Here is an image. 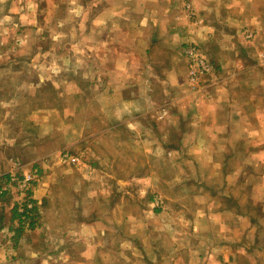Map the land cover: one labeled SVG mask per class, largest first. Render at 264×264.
<instances>
[{
  "label": "crops",
  "instance_id": "0c3cea01",
  "mask_svg": "<svg viewBox=\"0 0 264 264\" xmlns=\"http://www.w3.org/2000/svg\"><path fill=\"white\" fill-rule=\"evenodd\" d=\"M127 5L135 7L133 31L150 33L152 47L131 48L119 55L123 63L104 69L127 79L121 87L126 96L118 106L121 117L110 113L108 122H120L121 129L127 128L122 124L134 127L131 142L141 155V129L146 122L153 126L161 108L168 110L166 122L184 126L179 150L183 156L178 160L195 167L191 178L173 190L182 193L180 201L189 205L175 212L181 218L175 227L164 229L171 250L183 249L177 244L185 237L186 249L197 245L200 250L199 264H264V0H195L202 26L181 19L175 0H127ZM114 15H119L117 9L105 5L90 22L94 36L100 26L119 23ZM248 31L254 32V40L244 39ZM188 44L198 45L215 67L213 82L194 96L183 78L187 64L182 52ZM136 76L135 82L131 80ZM130 106L142 115L132 118ZM115 131L110 125L104 135ZM163 147L175 160L178 150ZM193 151L199 153L198 161L190 155ZM206 151L215 158L207 161L203 173ZM128 181L118 180L123 187L118 210L109 201L102 214L77 203L81 195H74L71 209L57 204L51 185L44 184L36 197L42 207L39 226L30 232L19 229L13 203L0 199V264H112L105 258L109 250L119 257L113 264H126L127 248L133 244L128 222L135 218L142 223L144 216L127 208L132 196L125 187ZM140 194L142 200L143 190ZM108 196L112 198L111 193ZM163 198L166 203L179 201ZM193 256L184 264H197ZM170 264L182 263L172 259Z\"/></svg>",
  "mask_w": 264,
  "mask_h": 264
},
{
  "label": "rangeland",
  "instance_id": "374dc122",
  "mask_svg": "<svg viewBox=\"0 0 264 264\" xmlns=\"http://www.w3.org/2000/svg\"><path fill=\"white\" fill-rule=\"evenodd\" d=\"M140 1L145 0H135ZM175 3L181 6V19L202 26L195 0ZM105 5L117 9L119 15L113 17L119 23L100 26L94 36L90 22ZM187 5L195 16L187 11ZM134 10L127 0H0V199L13 203L22 215L21 221L18 218L19 229L30 232L39 226L42 207L36 197L44 184L51 185L57 204H67L71 209L74 195H81L77 203L102 214L108 211L109 201L115 204L112 209L118 210L122 187L118 180L128 179L125 187L132 196H128L127 208L144 216L142 223L135 218L128 222L133 244L127 248L126 264H170L172 259L184 264L192 260L191 253L199 261L197 245L186 249L185 237L179 238L177 245L183 249L174 251L167 234H163L164 229L181 221L175 212L189 205L180 201L182 193L173 191L176 184L191 178L195 167L178 160L183 156L179 151L184 143L183 124L166 122L168 110L161 108L153 126L146 122L141 129L144 132L138 140L142 141V156L131 142L135 140L130 137L136 135L135 128L122 124L127 128L121 129L117 125L120 122H108L110 113L121 117L118 106L126 97L121 87L127 79L104 69L113 70L115 64L123 63L119 55L131 48L144 51L152 47L150 33L133 31ZM249 34L253 38L248 39ZM243 37L252 41L254 32H245ZM188 46H196L200 52L201 48L188 44L182 52L187 64L183 78L187 91L194 96L213 82L215 67L202 55L212 70L197 86L191 85L190 64L184 55ZM133 108H127L132 118L142 115L141 110ZM200 112H205L203 107ZM110 125L116 131L104 135ZM163 146L178 150L175 160ZM190 155L200 159L196 151ZM214 158L210 152L203 153V173L208 170L207 161ZM140 190L142 200L138 198ZM164 196L179 201L166 203ZM23 210L28 211L24 216ZM105 258L119 261L114 250H109Z\"/></svg>",
  "mask_w": 264,
  "mask_h": 264
},
{
  "label": "built area",
  "instance_id": "2783aa9c",
  "mask_svg": "<svg viewBox=\"0 0 264 264\" xmlns=\"http://www.w3.org/2000/svg\"><path fill=\"white\" fill-rule=\"evenodd\" d=\"M187 11H189L191 16H195L190 5L186 6ZM248 39L253 38V34H249ZM185 57L189 61V80L191 85L197 86L200 81L209 75L212 68L209 62L202 56L200 50L196 46H188L184 52ZM13 181V179H12ZM29 209V208H28ZM28 211L23 210L21 214L26 215Z\"/></svg>",
  "mask_w": 264,
  "mask_h": 264
},
{
  "label": "trees",
  "instance_id": "16d2710c",
  "mask_svg": "<svg viewBox=\"0 0 264 264\" xmlns=\"http://www.w3.org/2000/svg\"><path fill=\"white\" fill-rule=\"evenodd\" d=\"M34 211H36V208L34 209ZM15 215H16V217H17V218H19V219H20V218H21V216H22V215H18V213H17V211H16V210H15ZM20 221H21V219H20Z\"/></svg>",
  "mask_w": 264,
  "mask_h": 264
}]
</instances>
